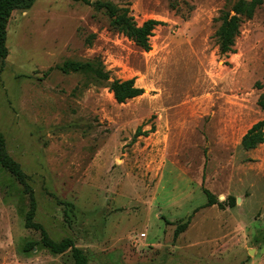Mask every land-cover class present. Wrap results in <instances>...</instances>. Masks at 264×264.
<instances>
[{
    "label": "rangeland",
    "instance_id": "rangeland-1",
    "mask_svg": "<svg viewBox=\"0 0 264 264\" xmlns=\"http://www.w3.org/2000/svg\"><path fill=\"white\" fill-rule=\"evenodd\" d=\"M237 1L36 0L12 11L0 133L53 241L72 239L89 264H264V144L242 146L264 120V1L222 55L220 16ZM98 2L129 9L139 26L160 21L151 50ZM86 62L109 80L74 70ZM132 78L144 94L117 103L109 83ZM205 189L224 206H206ZM29 209L0 167V264H75L25 227Z\"/></svg>",
    "mask_w": 264,
    "mask_h": 264
},
{
    "label": "trees",
    "instance_id": "trees-1",
    "mask_svg": "<svg viewBox=\"0 0 264 264\" xmlns=\"http://www.w3.org/2000/svg\"><path fill=\"white\" fill-rule=\"evenodd\" d=\"M264 0H238L231 11H223L220 16V26L216 32V37L219 42V51L222 55L233 53L237 37L241 32V25L245 20L253 18L256 9L262 5ZM36 0H0V63H2L7 55L6 46L7 20L14 10H29ZM99 7L103 8L111 20V24L120 32L133 40L136 45L145 51L151 50L150 38L153 35L155 28L162 23L157 20H147L141 26L137 25L132 16L129 14V9L118 8L110 2H98ZM74 70H89L97 79L109 80V75L98 68V64L93 62L78 63L74 65ZM109 89L113 93L117 103L123 104L129 100L135 99L144 94V89L136 85L134 78L128 80H113L109 83ZM259 106L264 110V95L259 98ZM264 144V120L254 124L242 138V146L246 150L255 149L258 145ZM0 167L8 171L18 182L24 185L26 191L30 195V209L26 215L25 227L40 232L41 244L51 251L54 255H62L70 250L75 264H89V260L84 252L79 249L74 241L70 238L64 239L58 243L53 241L46 230L34 222L36 212V201L32 190L28 185V176L7 152L2 134L0 133ZM207 196L206 206L210 207L218 204L220 207L224 205L219 203L217 199L208 190H204ZM229 205L233 207L236 199L230 197ZM190 224V219L185 223H179L176 226L175 237L177 238L184 232ZM35 243L30 242L25 246V251H30L35 247Z\"/></svg>",
    "mask_w": 264,
    "mask_h": 264
}]
</instances>
